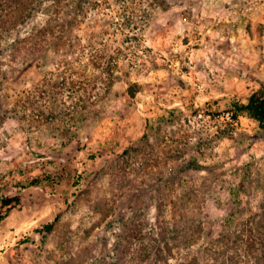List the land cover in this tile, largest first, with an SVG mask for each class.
I'll return each instance as SVG.
<instances>
[{"label": "rangeland", "instance_id": "rangeland-1", "mask_svg": "<svg viewBox=\"0 0 264 264\" xmlns=\"http://www.w3.org/2000/svg\"><path fill=\"white\" fill-rule=\"evenodd\" d=\"M8 25L0 264H110L123 220L143 222L148 238L183 213L203 231L169 262L222 264L207 248L219 247L237 202L244 216L234 226L254 217L264 234V130L245 116L225 126L205 118L233 112L234 100L264 86V0L46 1ZM54 99L69 109L57 121L77 133L71 140L42 116ZM19 100L25 112L15 110ZM144 134L148 141L123 154Z\"/></svg>", "mask_w": 264, "mask_h": 264}, {"label": "trees", "instance_id": "trees-1", "mask_svg": "<svg viewBox=\"0 0 264 264\" xmlns=\"http://www.w3.org/2000/svg\"><path fill=\"white\" fill-rule=\"evenodd\" d=\"M46 1L59 4L62 0H0V31L6 30L8 24V26H13L17 22H23L37 7L42 6ZM78 1L81 2L82 0ZM64 25H62L61 30L63 32L65 31ZM51 27V25L45 26V29H42L43 33L46 30H53ZM59 38L63 39L64 36L60 35ZM51 85L58 86L59 83H51ZM137 90L136 85H131L128 92L133 96ZM42 92L45 93V91ZM32 103L30 104L32 105ZM1 106L3 104L0 99ZM19 108L23 112L27 109L22 100L17 102V109L15 110ZM68 110V107H60L57 100L54 99L52 105L49 107V114H42V116H45L46 124H55L53 128L58 136L71 140L77 133L63 122L57 121V118L66 116ZM232 110L235 118L245 116L255 121L258 127L264 130V86L261 85L257 90L252 92L246 101L234 100L232 102ZM50 118L53 121L50 122ZM141 141H148V136L144 134L140 140L132 142L123 154H130ZM189 165L198 167L197 164L192 162ZM244 173L249 174L250 170L246 169ZM11 201L12 198H7L3 202L7 205ZM242 216H244V209L237 202L234 210L225 217L222 231L216 239L214 245L219 244V247L213 246L212 248H207V251H211L216 256L214 260L221 259L222 264H238L237 252L240 250H243L247 264H264V234H261L251 226L254 217L243 220L238 224L239 227L234 226L238 218ZM133 221L132 219L128 222L122 221L120 238L115 245L116 260L110 264H171L169 260L173 255V250L182 246L187 247L191 236L203 231L199 218L187 213H183L181 219L178 221L168 222L160 226L156 233H149L148 238L141 236L144 223L138 222L135 224ZM54 222L50 221L43 226L40 231L43 239L52 231ZM135 233L141 236L137 241L132 240V236ZM259 234L261 235V239L258 238ZM154 235H157V237ZM232 250L235 253H231ZM195 261L196 259L193 257L190 261L180 264H193Z\"/></svg>", "mask_w": 264, "mask_h": 264}, {"label": "built area", "instance_id": "built-area-1", "mask_svg": "<svg viewBox=\"0 0 264 264\" xmlns=\"http://www.w3.org/2000/svg\"><path fill=\"white\" fill-rule=\"evenodd\" d=\"M200 117L202 116V113L198 114ZM205 118L208 122L214 124L217 121H223L224 126L226 124H236L237 118L234 117L233 112H226V113H217L216 115H205Z\"/></svg>", "mask_w": 264, "mask_h": 264}]
</instances>
